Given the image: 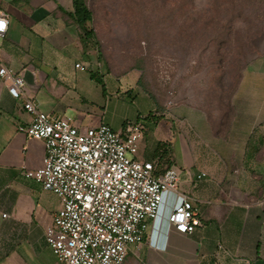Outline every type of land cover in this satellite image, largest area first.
<instances>
[{
  "label": "crops",
  "instance_id": "0c3cea01",
  "mask_svg": "<svg viewBox=\"0 0 264 264\" xmlns=\"http://www.w3.org/2000/svg\"><path fill=\"white\" fill-rule=\"evenodd\" d=\"M0 10L9 17L0 62L23 73L40 110L119 131L141 120L138 157L154 161L156 174L181 170L180 191L193 197L203 224L175 231L169 216L183 197L165 191L144 242L130 246L123 264H264V57L244 68L230 117L217 123L192 101L169 107L139 87V76L113 72L93 21L73 17V0H0ZM32 119L1 83L0 264H61L46 239L61 200L23 173L42 167L46 155L44 142L22 129ZM199 173L206 176L193 185Z\"/></svg>",
  "mask_w": 264,
  "mask_h": 264
},
{
  "label": "built area",
  "instance_id": "2783aa9c",
  "mask_svg": "<svg viewBox=\"0 0 264 264\" xmlns=\"http://www.w3.org/2000/svg\"><path fill=\"white\" fill-rule=\"evenodd\" d=\"M8 28V14L0 10V35ZM1 83L13 97L22 99L24 108L33 115L31 123L22 129L28 137L45 144L44 165L23 173L61 200L46 229L47 242L58 261L123 264L130 246L144 242L150 221L159 214L164 192L181 193V170L169 167L156 174L154 161L138 157L146 131L141 120L129 121L123 131L108 123L80 127L69 117L40 110L23 73L3 62ZM205 176L196 174L193 185ZM181 194L182 202L169 220L175 231L187 235L203 220L193 197Z\"/></svg>",
  "mask_w": 264,
  "mask_h": 264
},
{
  "label": "rangeland",
  "instance_id": "374dc122",
  "mask_svg": "<svg viewBox=\"0 0 264 264\" xmlns=\"http://www.w3.org/2000/svg\"><path fill=\"white\" fill-rule=\"evenodd\" d=\"M85 1L113 72L139 76L169 107L192 101L217 123L230 117L244 68L264 57V0Z\"/></svg>",
  "mask_w": 264,
  "mask_h": 264
},
{
  "label": "trees",
  "instance_id": "16d2710c",
  "mask_svg": "<svg viewBox=\"0 0 264 264\" xmlns=\"http://www.w3.org/2000/svg\"><path fill=\"white\" fill-rule=\"evenodd\" d=\"M73 3L74 12L72 15L80 24H86L93 21V12L85 0H73Z\"/></svg>",
  "mask_w": 264,
  "mask_h": 264
}]
</instances>
